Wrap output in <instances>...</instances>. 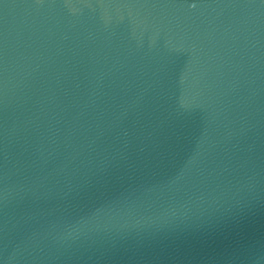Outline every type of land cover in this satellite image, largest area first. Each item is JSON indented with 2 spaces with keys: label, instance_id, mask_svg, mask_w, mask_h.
<instances>
[{
  "label": "water",
  "instance_id": "1",
  "mask_svg": "<svg viewBox=\"0 0 264 264\" xmlns=\"http://www.w3.org/2000/svg\"><path fill=\"white\" fill-rule=\"evenodd\" d=\"M0 264H264V0H0Z\"/></svg>",
  "mask_w": 264,
  "mask_h": 264
}]
</instances>
